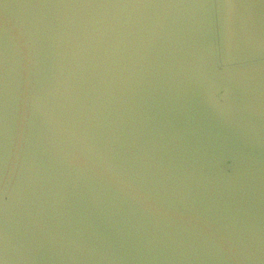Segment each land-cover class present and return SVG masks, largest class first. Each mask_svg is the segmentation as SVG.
<instances>
[{"label":"water","instance_id":"1","mask_svg":"<svg viewBox=\"0 0 264 264\" xmlns=\"http://www.w3.org/2000/svg\"><path fill=\"white\" fill-rule=\"evenodd\" d=\"M235 3L0 0V257L264 264V6Z\"/></svg>","mask_w":264,"mask_h":264},{"label":"snow or ice","instance_id":"2","mask_svg":"<svg viewBox=\"0 0 264 264\" xmlns=\"http://www.w3.org/2000/svg\"><path fill=\"white\" fill-rule=\"evenodd\" d=\"M260 5L264 6V0H260ZM221 6L227 7V8H233V7H237L238 5L237 3H235V0H222ZM6 180H7V175L5 171L3 180L0 181V183H6ZM0 264H4V257H0Z\"/></svg>","mask_w":264,"mask_h":264},{"label":"clouds","instance_id":"3","mask_svg":"<svg viewBox=\"0 0 264 264\" xmlns=\"http://www.w3.org/2000/svg\"><path fill=\"white\" fill-rule=\"evenodd\" d=\"M5 94L7 95V88L5 89ZM207 103L209 104L210 107H212L213 109H217V105L214 101V99L212 98L211 94H209L206 97ZM7 245L5 244V256H4V264H8V259H7Z\"/></svg>","mask_w":264,"mask_h":264}]
</instances>
